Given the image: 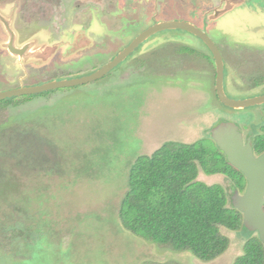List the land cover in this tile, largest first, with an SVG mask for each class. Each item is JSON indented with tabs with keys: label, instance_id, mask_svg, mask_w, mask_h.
Listing matches in <instances>:
<instances>
[{
	"label": "rangeland",
	"instance_id": "374dc122",
	"mask_svg": "<svg viewBox=\"0 0 264 264\" xmlns=\"http://www.w3.org/2000/svg\"><path fill=\"white\" fill-rule=\"evenodd\" d=\"M216 1L0 0L15 45L33 43L34 53L20 63L4 50L0 22V92L90 75L147 27L183 21L217 46L228 99L264 95V0L212 24ZM77 29L84 47L75 45ZM228 122L251 138L264 125V104L220 103L210 53L182 30L157 33L93 82L1 100L0 264H233L256 233L221 228L226 251L202 262L131 234L118 216L139 156L167 142L210 147V129ZM196 181L221 186L227 198L244 189L225 175Z\"/></svg>",
	"mask_w": 264,
	"mask_h": 264
},
{
	"label": "trees",
	"instance_id": "16d2710c",
	"mask_svg": "<svg viewBox=\"0 0 264 264\" xmlns=\"http://www.w3.org/2000/svg\"><path fill=\"white\" fill-rule=\"evenodd\" d=\"M260 127L251 139L255 155L264 153V125ZM209 145L167 142L150 156H139L128 170L118 210L122 227L202 262L221 256L229 242L220 229L236 232L243 227L242 215L221 186H207L196 179L199 173L225 175L241 188L238 178L242 176L227 164L214 143ZM233 264H264L258 236L245 241Z\"/></svg>",
	"mask_w": 264,
	"mask_h": 264
},
{
	"label": "water",
	"instance_id": "95a60500",
	"mask_svg": "<svg viewBox=\"0 0 264 264\" xmlns=\"http://www.w3.org/2000/svg\"><path fill=\"white\" fill-rule=\"evenodd\" d=\"M8 21V19L0 17L3 31L8 38L7 42L2 45V48L20 63H23V61H27L29 55L34 54L31 47L33 43L16 46L15 34L10 28ZM166 30H182L189 33L198 38L210 51L215 66V94L218 101L225 107L232 110H241L264 104V95L245 100H231L226 97L223 90L224 62L220 52L205 32L197 29L193 24L183 21H166L153 25L132 40L106 65L90 75L76 79L51 81L33 87H20L18 89L3 91L0 92V100L41 94L56 89L72 88L98 80L125 61L149 36ZM31 58L32 56H30ZM209 136L217 149L225 157L227 164L238 171L245 182L243 192L238 194L237 191H233L231 205L242 215V226L249 232H256L264 247V153L255 155L251 147L250 137L244 140L242 133L238 131L237 126L233 123L228 122L215 125L210 129Z\"/></svg>",
	"mask_w": 264,
	"mask_h": 264
},
{
	"label": "flooded vegetation",
	"instance_id": "af4514ba",
	"mask_svg": "<svg viewBox=\"0 0 264 264\" xmlns=\"http://www.w3.org/2000/svg\"><path fill=\"white\" fill-rule=\"evenodd\" d=\"M249 1H251V0H218V1H216V4L214 5V7L212 8V19H213V21H210L212 24L214 23V22H216L215 20H217L219 17H221V16H223V15H225V13H229L230 11H232L233 9H235V8H237V7H239V6H242V5H245V3H248ZM260 8V7H259ZM261 9V8H260ZM226 11V12H225ZM217 13V14H216ZM154 17H152V18H150V19H153ZM159 23V22H158ZM155 24H157V22L155 23ZM155 24H153V25H155ZM191 24H193V23H191ZM152 25V26H153ZM194 25V24H193ZM152 26H150V27H152ZM195 26V25H194ZM240 26H244V25H240ZM150 27H147L146 29H144V30H142L140 33H138L136 36H134L133 37V39L132 40H134L136 37H138L139 35H141L144 31H146L148 28H150ZM197 29H199V30H201L200 28H198L197 26H195ZM201 31H203V32H205L204 30H201ZM75 32V33H74ZM72 34H74V38H75V45L77 46V47H84V45H85V42H86V40L84 39L85 37V35H82V31H80V30H76V31H74ZM206 33V32H205ZM157 34V33H156ZM156 34H154V35H156ZM207 34V33H206ZM154 35H151V36H149L145 41H143L140 45H142V44H144L145 42H147L151 37H154ZM131 40V41H132ZM130 41V42H131ZM129 42V43H130ZM128 43V44H129ZM139 45V46H140ZM127 46V45H126ZM138 46V47H139ZM216 46V45H215ZM137 47V48H138ZM136 48V49H137ZM216 48H217V46H216ZM184 49H186V48H184ZM218 49V48H217ZM208 50V49H207ZM219 51V50H218ZM208 52L210 53V51L208 50ZM132 54V53H131ZM130 54V55H131ZM129 55V56H130ZM210 55H211V53H210ZM128 56V57H129ZM115 57V56H114ZM113 57V58H114ZM127 57V58H128ZM212 57V56H211ZM112 58V59H113ZM126 58V59H127ZM49 82H51V81H49ZM43 83H48V82H43ZM20 87H28L27 85H23V86H19V87H17V88H15V89H18V88H20ZM63 89H65V88H63ZM9 90H12V89H9ZM53 91V90H52ZM40 95V94H39ZM30 96V95H29ZM1 101V100H0ZM253 137V136H252ZM252 137L250 138V142H251V139H252ZM248 138V137H247ZM242 181H243V179H242ZM242 186H244L245 187V182L243 181V183L241 184ZM241 192H243V190L241 191ZM238 194H240L239 192H238ZM231 197H232V193H230V196L228 197L229 198V201H230V203H231ZM256 233V232H255ZM257 234V233H256Z\"/></svg>",
	"mask_w": 264,
	"mask_h": 264
},
{
	"label": "clouds",
	"instance_id": "9594fccd",
	"mask_svg": "<svg viewBox=\"0 0 264 264\" xmlns=\"http://www.w3.org/2000/svg\"><path fill=\"white\" fill-rule=\"evenodd\" d=\"M126 60V59H125Z\"/></svg>",
	"mask_w": 264,
	"mask_h": 264
}]
</instances>
